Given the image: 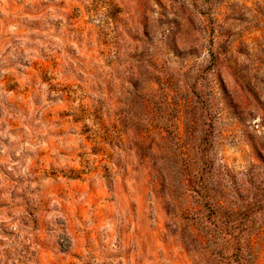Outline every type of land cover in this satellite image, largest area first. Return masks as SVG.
<instances>
[{
    "label": "rangeland",
    "instance_id": "rangeland-1",
    "mask_svg": "<svg viewBox=\"0 0 264 264\" xmlns=\"http://www.w3.org/2000/svg\"><path fill=\"white\" fill-rule=\"evenodd\" d=\"M0 264H264V0H0Z\"/></svg>",
    "mask_w": 264,
    "mask_h": 264
}]
</instances>
